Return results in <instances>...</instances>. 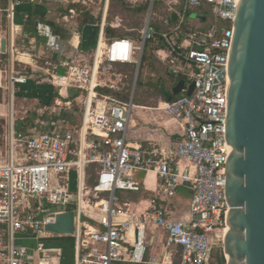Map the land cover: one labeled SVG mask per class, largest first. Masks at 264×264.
Masks as SVG:
<instances>
[{
  "label": "built area",
  "instance_id": "2783aa9c",
  "mask_svg": "<svg viewBox=\"0 0 264 264\" xmlns=\"http://www.w3.org/2000/svg\"><path fill=\"white\" fill-rule=\"evenodd\" d=\"M109 1L105 0L106 5ZM148 1L138 41H104L100 32L91 66L62 63L64 83L86 94L78 130L16 131L14 85L25 84L27 79L11 77V112L0 149V264L59 262L61 250L46 248L41 239L54 236L45 232V226L70 210L75 213L73 264H164L145 258L146 231L152 227L164 233L168 247L178 248L177 264H216V253L224 258L225 166L230 153L224 131L225 77L239 0ZM155 1L165 10L156 26L151 22ZM48 2L68 0H8L6 19L12 25L19 6ZM70 2L75 5L79 0ZM69 13L73 15L74 10ZM149 41L164 46L156 51V58L176 80L170 90L179 81L184 86L179 96L153 109L179 126L182 134L169 138L165 147L154 144L145 149L129 139L136 108L134 89ZM103 66L108 70L135 66L128 101L96 91L101 87L97 76ZM101 84L115 91L124 87L110 78ZM91 166L95 167L92 185L87 175ZM149 173L156 174L157 194L166 205L156 198L146 208L122 201V193L141 190L135 175ZM180 188L191 194L186 221L170 207ZM24 242H32L34 248Z\"/></svg>",
  "mask_w": 264,
  "mask_h": 264
},
{
  "label": "water",
  "instance_id": "95a60500",
  "mask_svg": "<svg viewBox=\"0 0 264 264\" xmlns=\"http://www.w3.org/2000/svg\"><path fill=\"white\" fill-rule=\"evenodd\" d=\"M56 75L64 77L65 69L60 66ZM183 86L179 81L170 93L163 91L164 99L179 96ZM192 89L193 84L187 96ZM224 131L230 151L225 166L224 260L264 264V0H239L226 64ZM44 230L72 240L74 211L56 215Z\"/></svg>",
  "mask_w": 264,
  "mask_h": 264
},
{
  "label": "crops",
  "instance_id": "0c3cea01",
  "mask_svg": "<svg viewBox=\"0 0 264 264\" xmlns=\"http://www.w3.org/2000/svg\"><path fill=\"white\" fill-rule=\"evenodd\" d=\"M69 1L70 0H68V2L66 3H61V4L48 2L34 6L23 4L18 8H16L14 12L13 24L11 25L10 22L6 19V15H5V10L7 8L8 0H0V60L6 59L7 65L11 66L10 68L13 67V64L15 62H18L19 64L31 65L33 62L31 55L27 52H23V49L25 47L24 45H20L19 42H23V44L27 43L30 46L34 44L33 45L34 47L38 46L40 54H42V51L44 52V50H49L54 52L53 56L59 62L58 65L54 66V70L56 72L57 68H59L60 66L62 67L63 65L62 63L64 62L72 61L74 63H78L79 65H81L79 63V61L81 60L77 58H82L83 55H79L78 52H83L87 50H91L94 52L95 47L99 42L100 32H103L104 41L111 38H125L135 42L139 40L140 35L138 38L135 39L133 37L134 32H132L133 30L131 29V27L130 30L128 29V27L122 26L119 22V18L114 19L111 23H108L107 13L109 9V4L112 0H110L107 3V5L105 3V0L97 1L99 7H97L96 9L91 6H88V3L85 2L88 7L86 12L76 11L74 7H72L74 4L72 5V2L69 3ZM86 1H90V4L92 5L96 4L92 2L93 0H86ZM119 1L123 3H127L131 6L138 4L135 3L134 0H119ZM141 2H145V5L149 6L148 0H141ZM54 5L57 7L67 5L68 9L66 8L67 12H65V15L63 13V10L59 11V13L58 11H56L55 14L54 13L55 11H52L54 10ZM139 5L140 4H138L137 6ZM156 5H160V4L155 1L153 8ZM69 10H74V14L71 15L69 13ZM105 10L106 13L104 14ZM164 16L165 13L163 14L162 17H158L159 18L158 22ZM73 20L78 21V25H77L78 28L75 29L73 28V31L75 33L70 35L68 38L66 37L64 30L57 27V23L58 21L68 23L70 21L72 22ZM108 29H110L111 32H107ZM121 34H123L124 37H119V35ZM75 39L77 43L74 42ZM2 40H5V53L1 52ZM65 44L68 45L69 47L70 52L66 51L68 53L64 51ZM146 44L149 45L148 47L153 50L152 52L155 55V57H156V51L164 48V46L161 43L154 44L149 41ZM63 52L65 53L63 54ZM76 53L78 54V56H76L75 58L69 56L73 54L75 55ZM20 55L22 56V58ZM61 55H65L67 60L62 61ZM142 68H143V73L145 74V70H144L145 68L144 66L142 67V62H141L140 72L142 71ZM2 73L3 72L0 71V79ZM168 76H170V74H168ZM52 78L55 79L56 82L53 81L50 83H52V85H58V87L60 88V94H59L60 98L62 97H66L70 99L72 98V100H74L76 103L77 101H80L82 105V96H84L85 92H82L81 90L76 88L68 87L66 83H64L65 79L63 80V77L60 78L57 77L56 75ZM171 79L173 81V83L171 84H174L176 80L173 79L172 77ZM29 82L30 80H27L25 84L18 85L20 86L19 91H21V93L18 92L17 97H19V95L31 93L30 92L31 87L28 88L25 87V85L29 84ZM68 89L74 91L71 97L67 96L68 95L67 92H69ZM105 89L107 88H97L96 91L99 94H107V95H113L116 93L114 92L115 90H110V89L105 90ZM99 90H104V91H99ZM171 90L170 87H168L167 89L163 88V91L167 93H170ZM64 91L66 96H64L63 94ZM34 94L36 95L40 94V90L35 91ZM158 95L160 96L162 101L165 100L163 97V92H160ZM161 99L157 101L153 106L140 105L138 102L134 103L136 108L133 110V115L131 119L132 124L130 130L131 137L129 139V142L132 145L136 147L141 146L142 148L145 149H149L150 148L149 146L154 144H159L162 147H165L167 145V141L169 140V138L171 137L178 138L182 134V130L180 129L179 126H176L173 122L168 120V118H165L161 112H157L153 110L159 105V103L162 102ZM14 100H13V115H14L15 130L29 132L33 129H36L38 124L37 122L27 124L26 122L22 121L20 122L21 124L19 126L16 125L17 120L15 119V113H14ZM66 100L65 103L68 102L69 105L70 100L69 99ZM134 100L136 99L134 98ZM81 111H82V106H81ZM6 122L7 119L5 120V125L0 126V133L2 134V138L5 133ZM53 124L54 123H52L51 125ZM80 127H81V122L76 128H69L68 126H64L62 128H66L69 130H78ZM48 129L52 130L53 128L51 126ZM135 179L141 183V190L138 192L122 193L120 195L122 201L129 202L131 206L140 205V207L146 208L150 205L151 200H154L156 198L158 203H160L161 205H166L165 202L159 200L160 198L161 199L163 198L162 196H158L157 194L158 180L155 173H149L147 175L136 174ZM190 200H191V194L187 188H180L177 191L176 195L170 202L172 205L170 207L173 208L177 218L185 221L188 220ZM24 243H28L27 244L28 247L34 248V244L32 242H24ZM64 244L65 243L63 242L60 243L56 242V243L45 244V246L46 248H56L61 250L62 255L60 261L59 262L57 261L56 264H62L61 261L62 258H65L66 260L64 264H73V242H72V246L70 244L66 245V246L70 245V249L72 253L68 252L69 250L64 249V247H66ZM144 245H145L144 247H145L146 260L150 258H156L159 261H162L164 264H177L180 260L178 248L173 246L168 247L165 243L164 233L154 227L147 229L146 240ZM70 258L71 261H68Z\"/></svg>",
  "mask_w": 264,
  "mask_h": 264
},
{
  "label": "rangeland",
  "instance_id": "374dc122",
  "mask_svg": "<svg viewBox=\"0 0 264 264\" xmlns=\"http://www.w3.org/2000/svg\"><path fill=\"white\" fill-rule=\"evenodd\" d=\"M97 1L99 0H93L92 2L96 3L94 5L90 4V1H86L88 3V6H91L93 8L99 7L97 4ZM82 1L79 0L78 3H76L74 6H76V11H82L86 12L87 10V4H82ZM144 3V4H143ZM140 4L139 6H137ZM137 5H129L127 3L120 2L119 0H112L109 4V9L107 13L108 17V23H111L114 19L119 18V22L122 26L128 27V29L133 30V37L136 39L139 37V32L144 28L145 25V19L147 17L149 6H146V9L144 12L137 13L135 10L139 7H142L145 5V2L138 3ZM69 5V4H67ZM67 5L63 6H55L54 5V13L56 14V11L63 10V13L65 15V12H67ZM67 8V9H66ZM92 8V9H93ZM165 10L160 5H156L154 7V13L155 17L151 21L155 23V25H158V17H162ZM53 13V12H52ZM56 18V17H55ZM51 20V19H50ZM72 23V24H71ZM134 23L138 24V27H134ZM78 21L73 20L72 22H62L58 21L57 27L64 30L66 37L69 38L70 35L75 33L73 31V28H78ZM121 26V28H122ZM130 29V30H131ZM20 45H24L23 52H27L32 57V64L31 65H25V64H19L18 62H15L13 64V67L7 65V60H0V71H2V76L0 79V126L5 125V120L9 118L10 112H11V105L9 97L11 95V77L15 79L20 78H26L27 80H30L29 84L25 85V87H31L30 94L26 93L23 95H19L17 97V93H21L19 91V84L14 85V113H15V119L17 120L16 125L19 126L20 122H26L28 123H34L37 122V128L36 132H45L49 131L48 128H50L52 123H54L53 129H60L61 127L68 126L69 128H76L82 119V111H81V103L80 101H77V103L72 100V98H66V97H59L60 94V88L58 85H52V83L55 81L52 77L56 76V72L54 70V66L58 65L59 62L55 59L53 56L52 51L44 50L42 51V54L39 53L38 46H33L29 44H23V42H19ZM64 51H68L69 47L65 44ZM153 50L150 49L149 53L151 55L152 60H150V63H144L142 64V67L144 66L145 74L142 71L138 74L137 82L135 86V101L134 103H139L140 105L144 106H153L157 101H159L161 98L158 95L161 91V87L167 89L168 87H171L173 83L171 76H168L167 69L156 59L155 55L152 52ZM63 52V54L65 53ZM66 52V53H68ZM92 52L91 50L78 52L79 55H83L82 58H77L81 61L79 63L82 66H91L92 65ZM70 54V53H69ZM76 53L75 55H69L72 58H75L78 56ZM149 55V56H150ZM62 61H66L65 55H61ZM9 61V60H8ZM152 65V67H150ZM135 66H118L114 67L111 70H108L103 66L101 70L99 71V75L97 76V83L101 85V87L97 88H106L103 87V84H101L104 80L106 83L107 79H111L113 82H116V84L124 85V87H118L120 88V91H114L117 93L126 94L125 101L129 100L130 92L132 90L133 81H134V75H135ZM5 71L7 73H5ZM12 71V72H11ZM101 74H105V76H102ZM115 74L117 78L113 77L112 75ZM112 76V77H111ZM119 80H122V82L118 83ZM56 82V81H55ZM108 84V83H107ZM109 85V84H108ZM40 90V94H34L35 91ZM69 92L67 96L71 97L73 95L74 91L71 89H68ZM108 90V89H105ZM76 92V91H75ZM126 92V93H125ZM64 96H66L65 91L63 92ZM86 94H84L85 96ZM79 97V96H78ZM69 99L70 104L68 105V102L65 103V100ZM121 99V98H118ZM123 100V99H121ZM67 101V100H66ZM162 101V99H161ZM17 129V128H16ZM4 133V132H3ZM2 148V134L0 133V149ZM94 168H90L87 172L88 175V183L92 182V177L94 174ZM58 236H52L51 238H44L41 239V241L45 244L48 243H60L63 242ZM68 240V238H66ZM72 242L70 239L68 240L67 244H70L72 246ZM28 243H26L27 245ZM70 245L64 247V249L69 250L68 252L72 253L70 249ZM63 259V260H62ZM62 264L66 262L65 258H62ZM71 261V258L68 260ZM220 261V255L219 253H216V256L214 257V262L216 264H219ZM162 262V261H159ZM226 264V263H225Z\"/></svg>",
  "mask_w": 264,
  "mask_h": 264
},
{
  "label": "trees",
  "instance_id": "16d2710c",
  "mask_svg": "<svg viewBox=\"0 0 264 264\" xmlns=\"http://www.w3.org/2000/svg\"><path fill=\"white\" fill-rule=\"evenodd\" d=\"M146 6L147 5H144V6H142V7H139V8H137L136 10H135V12H137V13H141V12H144L145 11V9H146ZM72 7H74L75 9H76V6H72ZM202 14H205L206 15V12L205 13H202ZM134 27L136 26V27H138L139 25L138 24H136V23H134V25H133ZM154 26H156L155 25V23H154ZM107 32H111V30L110 29H108L107 30ZM119 37H124V35L123 34H121V35H119ZM149 45H147L146 44V46H145V49H144V53H143V56H142V64H144L145 62L146 63H150V60H152V58H151V55H150V53H149V50H150V48L148 47ZM150 55V56H149ZM150 67H152V65H150ZM99 91H104V90H99ZM163 90H161V92H162ZM41 93V92H40ZM126 93V92H125ZM127 94V93H126ZM126 94H122L121 92L120 93H115V94H113V96L115 97V98H121V99H123L124 101H125V99H126ZM174 98V97H173ZM30 124V123H29ZM90 168H94V166H91ZM90 184L92 185L93 184V180H92V182H90ZM83 220H85V221H88L90 224H92V223H94L93 222V220L92 219H90V218H88V217H85V218H83ZM62 241H63V243H65L64 245H67V239L66 238H63V239H61ZM220 264H225V260H224V258H220Z\"/></svg>",
  "mask_w": 264,
  "mask_h": 264
},
{
  "label": "bare ground",
  "instance_id": "6f19581e",
  "mask_svg": "<svg viewBox=\"0 0 264 264\" xmlns=\"http://www.w3.org/2000/svg\"><path fill=\"white\" fill-rule=\"evenodd\" d=\"M74 42L77 43V42H76V39L74 40ZM20 56H21V55H20ZM21 58H22V56H21ZM23 60H24V59H23ZM63 80H64V79H63ZM60 83H61V82H60ZM131 124H132V123H131ZM132 126H133V125H132Z\"/></svg>",
  "mask_w": 264,
  "mask_h": 264
},
{
  "label": "flooded vegetation",
  "instance_id": "af4514ba",
  "mask_svg": "<svg viewBox=\"0 0 264 264\" xmlns=\"http://www.w3.org/2000/svg\"><path fill=\"white\" fill-rule=\"evenodd\" d=\"M161 92V91H160ZM163 92V91H162Z\"/></svg>",
  "mask_w": 264,
  "mask_h": 264
}]
</instances>
